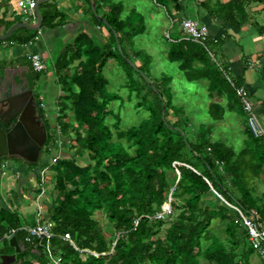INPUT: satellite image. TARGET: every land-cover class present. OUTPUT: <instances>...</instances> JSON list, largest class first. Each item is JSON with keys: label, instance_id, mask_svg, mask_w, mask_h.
<instances>
[{"label": "trees", "instance_id": "16d2710c", "mask_svg": "<svg viewBox=\"0 0 264 264\" xmlns=\"http://www.w3.org/2000/svg\"><path fill=\"white\" fill-rule=\"evenodd\" d=\"M255 3L264 0L202 2L210 16L237 28L249 22ZM107 5L109 9L102 16L108 24L99 19L91 4L88 9L95 22L109 30V41L97 44L94 37L82 32L62 49L55 62L62 93L53 130L39 97L40 114L48 131L43 151H49L54 130L64 136L73 135L70 147L75 149L74 156L57 157L51 165L59 193L48 220L54 222L59 235L69 232L79 248L59 235L29 238L19 227L35 221H27L18 211L2 206L0 256L16 251L8 235L17 229L14 236L21 251L12 264H34L32 258L47 264L49 248L52 254L61 256V264H254L252 254L260 253L250 243L243 218L219 194L264 229V191L258 189L264 174V144L249 130L242 148L237 149L214 138L212 122L188 125L183 105L174 104L173 75L163 73L161 78L152 79L146 73L152 55L144 49L133 50L135 37L146 29L143 23L134 21L137 10L123 17L122 1ZM99 7L97 0V10ZM41 11L43 26L56 25L54 20L63 15L50 1L42 4ZM38 31L18 28L8 40L28 43ZM169 39L168 58L179 62L188 80L209 82L210 115L222 119V105L214 98L225 92L233 94L232 85L202 44L182 37L174 39L172 35ZM112 58L127 72L125 86L138 94L137 107L149 111L147 117L126 129L121 127V114L110 107L113 100L122 98L108 90L104 68ZM136 59L142 63L137 64ZM31 73L30 83L35 86L44 71L31 68ZM171 112L177 116L174 121L167 118ZM109 116L114 121L108 120ZM4 161L0 157V169ZM178 161L184 164H175ZM169 170L179 172L173 184L168 179ZM168 202L173 211L164 218L154 217ZM98 211L106 214L113 225L111 236L105 234L96 216ZM173 214L165 227L166 219ZM216 220L225 223L226 238L215 233Z\"/></svg>", "mask_w": 264, "mask_h": 264}, {"label": "crops", "instance_id": "0c3cea01", "mask_svg": "<svg viewBox=\"0 0 264 264\" xmlns=\"http://www.w3.org/2000/svg\"><path fill=\"white\" fill-rule=\"evenodd\" d=\"M49 1L55 3L63 14L62 18L58 17L54 20L56 25H42L38 29L36 38L28 43H19L8 39L0 40V82H4V79L8 76H13L16 81L24 82L23 84L27 83L28 85V82L32 79L31 68L34 69L31 65L29 55L32 53H40L42 55L47 64V68L35 84L34 90L37 96L41 97L44 108L46 107V94L44 91L50 86L47 84V81L50 77L56 76L54 66L62 49L67 44L73 42L77 35L82 32L89 33L94 37L97 44L106 43L110 39L106 34V30L109 31L107 27L96 23L88 9L89 4L92 6L93 0H48L47 2ZM110 1L119 2L120 0H99L100 7L97 12L100 15L108 11L109 7L107 2ZM159 1L158 3L166 8L173 23L176 24L178 22V28L174 31L173 35L174 39L183 36L180 23L181 19L185 16L198 19L208 24L213 35L226 34V37L219 43L211 44V48L216 53V56L224 62V65L232 73L235 81L238 84L244 85L250 91L255 101L256 110L264 122V3H258L256 7L252 6L249 22L243 23L237 28L220 21L216 17L210 16L206 7L202 4L204 0ZM42 4L40 5V9H42ZM189 9L193 10L195 17L192 16ZM36 19V12L35 14L28 15L23 13L18 6V0H0V34L5 33L15 22L24 20L35 22ZM57 22L59 23L57 24ZM203 83L209 85L207 80H198L200 88L197 96L204 90L201 85ZM205 92H207L208 96L207 110L210 116L207 121L214 123V138L217 133L222 132L223 134H228L232 132L241 141L237 148L241 149L244 144V139L248 136L249 129L247 126V115L235 91L233 94L225 92L220 97L215 96L214 98L215 100L219 99L222 105L219 109V113H224L222 119H214L210 115L209 106L212 97L209 95L208 88H205ZM61 93L62 91L60 89L56 98V104ZM56 113H46L53 128H56ZM198 113H200V108L198 109ZM200 116L199 114L195 116L199 123L202 122ZM229 130L230 132H228ZM55 142L56 137L54 136V141L50 144ZM10 165L12 166L13 164L10 163ZM4 167L2 168L3 170L7 169ZM2 169H0V174L3 171ZM263 179L264 174L260 181H263ZM2 206L5 205H1L0 207ZM34 219L32 222L35 221ZM254 255L259 254L255 252L252 256Z\"/></svg>", "mask_w": 264, "mask_h": 264}, {"label": "rangeland", "instance_id": "374dc122", "mask_svg": "<svg viewBox=\"0 0 264 264\" xmlns=\"http://www.w3.org/2000/svg\"><path fill=\"white\" fill-rule=\"evenodd\" d=\"M123 1L125 8L123 11V17L130 14L132 8L137 10L134 14V21L143 23L146 26L144 32L135 37V48L144 49L147 53L152 55L153 61L149 71L146 69V73L151 75L152 79L161 78L163 73L173 75V90L175 93L174 104L183 105V115H188V125L198 126L199 121L195 116L201 115L202 121L209 120L208 117V101L207 92L205 88L208 85L201 84L204 90L199 96V84L198 81H190L187 79L183 70H181L178 61H171L167 56V51L170 47V39L168 33L174 35V31L178 28V22L173 23L166 8L159 4L156 0H120ZM253 6H257L255 3ZM194 16L193 10L189 9ZM176 21V20H175ZM107 37H110L109 31L106 30ZM132 50V49H131ZM137 64H141V59H136ZM104 73L109 79L108 90L113 93H118L122 98L113 100L110 103V107L119 112L122 116L121 127L126 129L127 127L138 124L142 119L147 117L149 111L143 107H137L136 103L139 101V96L136 92H132L129 87L125 86L128 80V75L122 65L118 63L116 58H112L108 61L104 68ZM136 73V72H135ZM135 78L139 79L137 74ZM57 77H50L47 84L50 85L46 88L44 93L46 94V113L57 112L58 105L56 104V98L58 95L60 85L55 81ZM40 97V96H39ZM41 98V97H40ZM200 108V113L198 109ZM72 118V113L68 119ZM169 120H176L177 116L174 112H171L167 117ZM54 120V118H53ZM108 120L114 118L109 116ZM190 126V127H191ZM190 127L188 131L193 132ZM53 130V126H52ZM230 132V130L228 131ZM227 132V133H228ZM53 136L56 137V142L50 144L49 151H45L36 166L22 165L19 161L14 160L13 165L10 163L2 169L0 174V206L5 205L10 209L18 211L27 221H32L39 215L44 218H48L50 215V209L57 203L58 189L56 187V171L51 165L56 161L57 157L74 156L75 149L70 147V141L72 136H63L59 130L53 131ZM215 139L226 141L227 143L239 147L241 141L235 137V134L230 132L228 134L217 133ZM133 148V147H132ZM133 151V149H132ZM87 158V155H86ZM80 163L84 164L85 160L79 158ZM14 168H16L14 170ZM8 170V171H7ZM179 175L176 170L168 171V179L173 184L175 177ZM233 184V181L231 180ZM175 186V185H174ZM259 192L264 191V179L258 183ZM215 192V191H214ZM210 195L209 198H212ZM219 198H221L219 196ZM222 199V198H221ZM36 215V216H35ZM97 218L102 222L104 231L107 236L113 234V225L108 223L106 214L101 211L96 213ZM174 214L168 217L166 220L167 227L171 220L174 218ZM34 222V223H35ZM213 229L220 237L226 238L228 235L225 231V223L214 221ZM161 235L164 236L165 232L162 231ZM254 255L251 260L254 264H263L262 256ZM34 264H39L38 260L32 258ZM264 260V259H263Z\"/></svg>", "mask_w": 264, "mask_h": 264}, {"label": "built area", "instance_id": "2783aa9c", "mask_svg": "<svg viewBox=\"0 0 264 264\" xmlns=\"http://www.w3.org/2000/svg\"><path fill=\"white\" fill-rule=\"evenodd\" d=\"M36 5H37V0H18V6L21 8V10L25 15L35 14ZM180 24L183 30L182 38L200 43L207 49L212 59L216 62V64L218 65V67L226 77V79L232 85L236 93V96L238 97L241 106L247 115L248 129L250 130V132L254 137L258 138L264 144V122L261 120V117L259 116L256 110L255 101L250 91L244 85L238 84L235 81L232 73L224 65V62L216 56V53L211 48L212 42L214 43L220 42L226 37V34L213 35L210 31L208 24L188 16L183 17L181 19ZM168 36L170 37L169 33ZM29 59L32 67L36 71H44L47 68V64L40 53L30 54ZM175 164H184V163L178 161L175 162ZM219 196L241 214L244 225L248 229L250 243L262 256H264V229L261 230L258 227L257 223L248 216H246L243 210L239 206L228 202L221 194H219ZM172 211H173L172 205L170 202H168L163 206V210L161 212H158L154 217L164 218ZM39 215L36 218V222L34 224H24L20 226L19 229L25 230L28 233L29 238L31 239L33 238L49 239L53 236L59 235L58 233L55 232L53 228L54 222L48 220V218H44ZM16 230L17 229H13L10 235L8 236L10 238L14 236ZM59 236H61L65 240H69L76 248H79L69 232H66L63 235L60 234ZM94 253L98 254L96 252ZM49 258L50 260L47 264H61V256L58 254H52L50 248H49Z\"/></svg>", "mask_w": 264, "mask_h": 264}, {"label": "water", "instance_id": "95a60500", "mask_svg": "<svg viewBox=\"0 0 264 264\" xmlns=\"http://www.w3.org/2000/svg\"><path fill=\"white\" fill-rule=\"evenodd\" d=\"M48 0H37V5L35 8L37 19L35 22H29L27 20L15 22L11 25L7 31L3 34H0V40L8 39L12 33L20 27L28 28L31 30H38L43 25V15L40 9V5L42 3L47 2ZM92 9L94 13L99 17V19L103 20L106 24L108 21L97 12V1L93 0L92 2ZM118 37V34L116 33ZM118 45L121 49V44L118 39ZM130 62L138 67L136 63L130 59ZM151 84H153L150 81ZM166 110V103L163 102V114H165ZM26 112V108L21 107L16 112L17 120L16 122H11L8 130L0 126V147L3 150H0V155L7 154V143L10 145V149L15 152H19L23 157L26 159V165H30L32 162H38L41 150L47 141V129L44 124H41L40 120L37 119V115L35 110L32 109V113L30 114L29 118ZM11 120V119H10ZM6 121V123H9ZM16 145H19V148H12ZM10 244L15 246L16 251L11 254H2L0 256V264H12L16 262L17 259V252L21 251V246L16 238V236H12L10 238Z\"/></svg>", "mask_w": 264, "mask_h": 264}, {"label": "flooded vegetation", "instance_id": "af4514ba", "mask_svg": "<svg viewBox=\"0 0 264 264\" xmlns=\"http://www.w3.org/2000/svg\"><path fill=\"white\" fill-rule=\"evenodd\" d=\"M30 82L31 80L28 82V85L27 83L23 84L24 82L16 81L13 76H8L6 79H4V82H0V126L6 130H8L11 122H16L17 117L15 114L21 107L26 108V112H28V118L32 113V109L35 110L37 119L40 120L41 124L45 125L40 114L39 96H37L35 93V87L32 86ZM5 120H10V122L6 123ZM7 145V154L0 155V157L5 158L4 166L8 165V163L13 164L14 160L19 161L22 165H26V159L23 157V155H21L19 152L12 151L10 149V145L8 143ZM44 147L45 145L41 150L39 159L45 152L43 151ZM12 148L18 149L19 145H16L15 147L13 146ZM0 150H3V148L0 147ZM28 166H33V162Z\"/></svg>", "mask_w": 264, "mask_h": 264}]
</instances>
